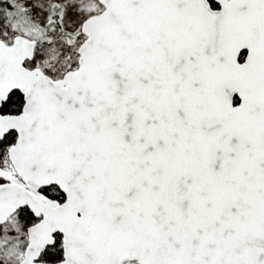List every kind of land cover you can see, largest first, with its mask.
<instances>
[{
  "label": "snow or ice",
  "instance_id": "obj_1",
  "mask_svg": "<svg viewBox=\"0 0 264 264\" xmlns=\"http://www.w3.org/2000/svg\"><path fill=\"white\" fill-rule=\"evenodd\" d=\"M0 264H264V0H0Z\"/></svg>",
  "mask_w": 264,
  "mask_h": 264
}]
</instances>
